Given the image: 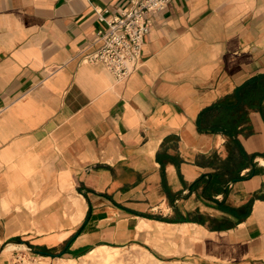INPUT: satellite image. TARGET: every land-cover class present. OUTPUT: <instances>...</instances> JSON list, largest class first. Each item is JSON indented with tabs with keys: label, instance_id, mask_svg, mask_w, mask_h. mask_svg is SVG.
Segmentation results:
<instances>
[{
	"label": "crops",
	"instance_id": "crops-1",
	"mask_svg": "<svg viewBox=\"0 0 264 264\" xmlns=\"http://www.w3.org/2000/svg\"><path fill=\"white\" fill-rule=\"evenodd\" d=\"M124 1L0 0V243L264 264V0H170L117 80L80 53Z\"/></svg>",
	"mask_w": 264,
	"mask_h": 264
},
{
	"label": "built area",
	"instance_id": "built-area-1",
	"mask_svg": "<svg viewBox=\"0 0 264 264\" xmlns=\"http://www.w3.org/2000/svg\"><path fill=\"white\" fill-rule=\"evenodd\" d=\"M170 0H125L115 10L96 8L100 25L93 42L80 53L81 62L101 63L123 80L143 63L142 49L152 26L151 15Z\"/></svg>",
	"mask_w": 264,
	"mask_h": 264
},
{
	"label": "rangeland",
	"instance_id": "rangeland-1",
	"mask_svg": "<svg viewBox=\"0 0 264 264\" xmlns=\"http://www.w3.org/2000/svg\"><path fill=\"white\" fill-rule=\"evenodd\" d=\"M20 238L0 243V264H193L176 255L156 253L149 245L134 242L109 248L97 246L85 254L72 256L65 254L63 247L43 250ZM105 249L114 254L112 262H105L100 257L99 252Z\"/></svg>",
	"mask_w": 264,
	"mask_h": 264
},
{
	"label": "bare ground",
	"instance_id": "bare-ground-1",
	"mask_svg": "<svg viewBox=\"0 0 264 264\" xmlns=\"http://www.w3.org/2000/svg\"><path fill=\"white\" fill-rule=\"evenodd\" d=\"M101 247L109 248L108 245H101ZM99 253L101 254L100 257L104 258L103 260L105 262H112L114 260V254L108 249L101 250Z\"/></svg>",
	"mask_w": 264,
	"mask_h": 264
},
{
	"label": "water",
	"instance_id": "water-1",
	"mask_svg": "<svg viewBox=\"0 0 264 264\" xmlns=\"http://www.w3.org/2000/svg\"><path fill=\"white\" fill-rule=\"evenodd\" d=\"M48 253V252H47ZM48 254H51V253H48Z\"/></svg>",
	"mask_w": 264,
	"mask_h": 264
}]
</instances>
